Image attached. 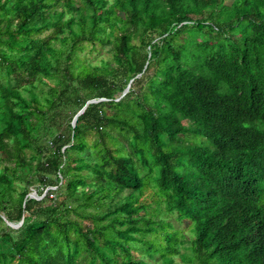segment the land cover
<instances>
[{
  "label": "trees",
  "instance_id": "1",
  "mask_svg": "<svg viewBox=\"0 0 264 264\" xmlns=\"http://www.w3.org/2000/svg\"><path fill=\"white\" fill-rule=\"evenodd\" d=\"M0 264H264V0H0Z\"/></svg>",
  "mask_w": 264,
  "mask_h": 264
},
{
  "label": "rangeland",
  "instance_id": "2",
  "mask_svg": "<svg viewBox=\"0 0 264 264\" xmlns=\"http://www.w3.org/2000/svg\"><path fill=\"white\" fill-rule=\"evenodd\" d=\"M78 58L76 59L77 60V63H80V62H84V61H93V62H100V59L99 58H105V57H109V53L107 52V50L104 48V47H99V49L93 51V52H90L89 50V46L88 47H85L82 51H80L78 54ZM73 122V120H72ZM125 132V131H124ZM114 133L116 134L117 131H114ZM119 137L121 138V136L119 135ZM184 138V141H191L193 140V137L192 136H185L183 137ZM127 141H125V144H126ZM56 186H52V188H55ZM35 190H31L30 193L28 195H33V197H37V198H41L43 194L39 195V194H35L33 193ZM148 199H150V197H148ZM156 205V203H152L150 205V208H154ZM156 218H158V216H156ZM174 220V219H173ZM175 221V220H174ZM175 223L177 224V226L179 225H186L187 222H184L183 224H180L179 222L175 221ZM14 224H18V223H14Z\"/></svg>",
  "mask_w": 264,
  "mask_h": 264
},
{
  "label": "water",
  "instance_id": "3",
  "mask_svg": "<svg viewBox=\"0 0 264 264\" xmlns=\"http://www.w3.org/2000/svg\"><path fill=\"white\" fill-rule=\"evenodd\" d=\"M128 90V86L123 90V92H122V94L124 93V92H126ZM103 98H99V99H95V98H93V99H89L86 103H85V105L77 112V114L74 116V118H73V124L75 123V121H76V119H77V116L80 114V113H82L83 111H84V109L87 107V105H88V103H90V102H94V101H98V100H102ZM118 99V98H117ZM33 193H35L36 194V191H34ZM28 196H30V197H33V195H28ZM35 197V196H34ZM9 224H11V225H13V226H18L20 223H18V224H14V223H11V222H9V221H7Z\"/></svg>",
  "mask_w": 264,
  "mask_h": 264
},
{
  "label": "built area",
  "instance_id": "4",
  "mask_svg": "<svg viewBox=\"0 0 264 264\" xmlns=\"http://www.w3.org/2000/svg\"><path fill=\"white\" fill-rule=\"evenodd\" d=\"M52 195V194H51Z\"/></svg>",
  "mask_w": 264,
  "mask_h": 264
},
{
  "label": "clouds",
  "instance_id": "5",
  "mask_svg": "<svg viewBox=\"0 0 264 264\" xmlns=\"http://www.w3.org/2000/svg\"><path fill=\"white\" fill-rule=\"evenodd\" d=\"M37 198V197H36Z\"/></svg>",
  "mask_w": 264,
  "mask_h": 264
}]
</instances>
